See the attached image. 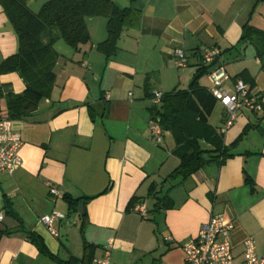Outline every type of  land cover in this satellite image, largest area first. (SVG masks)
Segmentation results:
<instances>
[{
    "label": "crops",
    "instance_id": "crops-1",
    "mask_svg": "<svg viewBox=\"0 0 264 264\" xmlns=\"http://www.w3.org/2000/svg\"><path fill=\"white\" fill-rule=\"evenodd\" d=\"M112 1L134 12L114 50L105 44L108 19L86 17L87 43L77 49L63 40L54 44L50 97L28 117L11 119L22 139V163L12 175L0 173V264H90L110 242L109 264H185L182 245L211 215L233 225L235 255L250 236L264 256V110L240 109L222 136L224 159L205 160L185 178H169L180 163L173 136L164 131L155 142L148 131L154 92L186 89L210 47L222 52L229 76L222 86L231 89L241 79L264 95V57L241 39L246 25L264 32V0ZM17 49L0 5V64ZM176 50H183L186 66H178ZM199 83L213 86L208 74ZM24 89L17 72H0V116L7 115L8 94ZM210 117L220 132L223 106L216 124ZM66 194L87 198L83 213L70 207ZM138 202L145 216L133 211ZM52 209L66 215L56 223L57 236L39 219ZM30 232L41 237L46 253Z\"/></svg>",
    "mask_w": 264,
    "mask_h": 264
},
{
    "label": "trees",
    "instance_id": "trees-1",
    "mask_svg": "<svg viewBox=\"0 0 264 264\" xmlns=\"http://www.w3.org/2000/svg\"><path fill=\"white\" fill-rule=\"evenodd\" d=\"M27 1L0 0L18 39L17 52L3 60L0 72H17L25 83L23 92L8 94L7 115L4 117L9 119L28 117L42 99L50 97L56 80V41L63 40L70 47L79 48L90 39L86 17L103 16L108 19L109 37L105 44L114 50L120 31L134 14L130 8H120L112 0H49L38 14H34L26 7ZM241 39H250L257 55L264 57V32L246 25ZM209 68L201 64L186 89L163 93L160 104L154 105L151 110L152 120L173 136L176 144L174 152L180 159L169 178H185L205 163L204 156L223 160L228 151L223 144V134L208 123L218 102L210 89L200 85L199 80L208 74ZM202 142L209 147H204ZM212 153L217 154L213 156ZM245 181L253 188L250 176L247 175ZM64 198L73 210L83 199H87L67 194ZM28 238L42 253L47 252L39 235L30 232Z\"/></svg>",
    "mask_w": 264,
    "mask_h": 264
},
{
    "label": "built area",
    "instance_id": "built-area-1",
    "mask_svg": "<svg viewBox=\"0 0 264 264\" xmlns=\"http://www.w3.org/2000/svg\"><path fill=\"white\" fill-rule=\"evenodd\" d=\"M221 51L218 47L205 49L202 60L203 64L214 67L208 73L213 86L211 93L224 108V120L220 133L225 134L234 124L237 112L242 108L253 111L264 110V95L252 92L241 80H236L233 88L227 89L222 83L229 78L225 64L220 58ZM178 66H186L187 59L183 50H176ZM86 66L87 63L83 62ZM163 93L156 91L152 101L154 105L160 104ZM150 138L159 142L164 134L158 122L151 120L148 124ZM22 139L19 132L12 127L11 119L0 116V173L12 175L21 165L22 159L20 148ZM50 193L57 197L59 192L50 187ZM133 211L145 216L147 209L144 203H136ZM3 215L0 214V220ZM66 218L60 211L52 209L40 216V222L54 236H57L56 223ZM233 225L226 222L222 215H211L201 224L197 234L182 245L185 264H264V256H258L255 251V240L247 237L243 240L240 256L235 255L231 242V231ZM111 242L105 246L104 255L93 258L90 264H109Z\"/></svg>",
    "mask_w": 264,
    "mask_h": 264
},
{
    "label": "water",
    "instance_id": "water-1",
    "mask_svg": "<svg viewBox=\"0 0 264 264\" xmlns=\"http://www.w3.org/2000/svg\"><path fill=\"white\" fill-rule=\"evenodd\" d=\"M49 0H28L26 2V7L34 14H38L41 10V8L48 3ZM214 67L209 68L208 73H210L213 70ZM205 160H208L209 158L207 156H204ZM83 208H84V202H80L77 210L80 213H83Z\"/></svg>",
    "mask_w": 264,
    "mask_h": 264
},
{
    "label": "rangeland",
    "instance_id": "rangeland-1",
    "mask_svg": "<svg viewBox=\"0 0 264 264\" xmlns=\"http://www.w3.org/2000/svg\"><path fill=\"white\" fill-rule=\"evenodd\" d=\"M219 110L220 104L217 103L210 117V123H212L213 125L216 124V121L218 120Z\"/></svg>",
    "mask_w": 264,
    "mask_h": 264
}]
</instances>
